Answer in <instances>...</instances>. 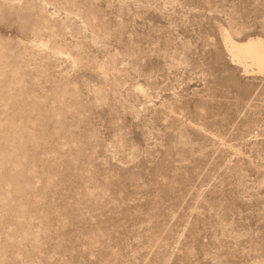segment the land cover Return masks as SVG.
I'll return each instance as SVG.
<instances>
[{
  "label": "rangeland",
  "instance_id": "obj_1",
  "mask_svg": "<svg viewBox=\"0 0 264 264\" xmlns=\"http://www.w3.org/2000/svg\"><path fill=\"white\" fill-rule=\"evenodd\" d=\"M264 0H0V264H264Z\"/></svg>",
  "mask_w": 264,
  "mask_h": 264
},
{
  "label": "bare ground",
  "instance_id": "obj_2",
  "mask_svg": "<svg viewBox=\"0 0 264 264\" xmlns=\"http://www.w3.org/2000/svg\"><path fill=\"white\" fill-rule=\"evenodd\" d=\"M224 46L233 63L241 67L244 73L264 74V39L250 37L238 42L228 33L222 34Z\"/></svg>",
  "mask_w": 264,
  "mask_h": 264
}]
</instances>
